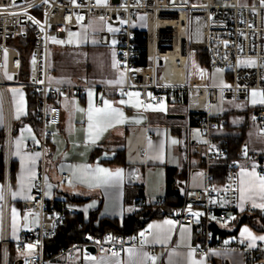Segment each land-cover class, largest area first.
Here are the masks:
<instances>
[{
  "label": "built area",
  "instance_id": "2783aa9c",
  "mask_svg": "<svg viewBox=\"0 0 264 264\" xmlns=\"http://www.w3.org/2000/svg\"><path fill=\"white\" fill-rule=\"evenodd\" d=\"M89 19L104 22L105 28L98 33V42L100 46L115 47L122 83L49 80L50 36L67 39L71 31L86 25ZM33 20L40 23H33ZM22 57H27V78L20 81L17 76L23 67ZM138 57H145L147 62L139 63ZM197 57L207 61L209 67L228 69L230 84L220 88L210 85L209 68L200 65ZM1 67L13 76L14 82L5 80ZM10 87L29 90L39 123L37 145L27 146L29 150L37 148L40 153L36 181L28 197L19 201L20 209L28 212L29 217L37 215L38 223L22 231L17 241H13L9 233L13 135ZM218 89L223 98L233 101L247 99L250 91L264 92L262 0H109L107 3L98 0H15V6L12 0H0V97L4 112L0 264L51 263L54 255L46 250V240L62 223L66 212L73 213L74 209L62 201L47 199L48 140L62 122L61 97L82 96L91 90L98 92V104L107 94H125L131 90L139 93L141 105L179 104L181 96L186 94L183 124L175 127L186 130L188 142L199 155L204 183L199 187L184 188L185 202L199 210L193 207L186 213H174L172 222L174 225L188 223L199 229L200 243L194 253L204 255L205 264H212L209 252L213 249L239 251L245 264H264V241H258L252 247L247 240L211 239V224L223 225L228 220L233 221L236 215L238 160L248 159L259 176H264V104L253 109L263 143L257 149H249L243 141L236 150L238 160L230 159V139L220 133L230 118L224 113L214 115L208 111V104L218 99ZM175 99L178 102L173 103ZM199 112L203 113L199 122L191 125L190 117ZM147 135L150 137L152 133ZM218 164L225 165L224 181L221 185H213L210 167ZM61 178L69 180L71 174L64 172ZM140 187L144 189L143 185ZM146 200L142 190L135 203ZM154 201L159 204L161 198ZM243 209L247 212L258 210L264 216V209L253 207L251 203H246ZM146 234L144 228L135 236L119 235L114 241L106 235L88 234L86 242H76L71 247L79 249L83 256L90 254L88 245L94 246L95 251L113 255L127 246L143 244ZM28 244L35 247L27 251ZM12 246L20 252L15 257L11 256ZM154 253L151 249L150 254Z\"/></svg>",
  "mask_w": 264,
  "mask_h": 264
},
{
  "label": "crops",
  "instance_id": "0c3cea01",
  "mask_svg": "<svg viewBox=\"0 0 264 264\" xmlns=\"http://www.w3.org/2000/svg\"><path fill=\"white\" fill-rule=\"evenodd\" d=\"M122 81L98 84L114 85L121 84ZM130 93L138 92L131 90L122 95L107 94L101 98L99 104L98 92L93 90L83 97H61L62 122L51 137L48 146L46 194L49 201H62L72 207L74 212L82 214L85 219L93 210H96L98 217L120 219L134 211L136 187L141 189L140 185H143L142 190L147 196V201L163 196L166 166L181 169L177 183L182 188L203 185L204 174L200 157L188 142L186 130L175 127L177 124L174 122H182V120L167 117V114L177 113L178 110L161 112L146 108L145 105L137 104L139 96H130ZM9 95L15 126L11 139L12 192L9 233L10 238L17 241L22 231L38 223L37 215L33 214L29 217L28 212L20 209L19 201L28 197L35 184L40 153L37 148L27 149L28 145H37L38 133L32 124L25 120L26 92L21 87H10ZM121 100L125 103L121 104ZM105 101L123 113V122H118L120 117L114 114L110 122H104L105 130L97 135L96 130L93 129L90 135L89 108H103ZM3 126L4 112L0 97V130ZM148 132H151L152 136L149 137ZM228 132L232 130H227L226 133ZM220 133L224 134L221 131ZM245 133L243 127L244 142ZM173 140L177 143L173 144ZM120 145L124 147L125 163L109 162L107 159L114 155L115 149ZM37 153L39 155H36ZM97 167L111 171L122 169L123 178L98 187H90V184L96 183L90 170ZM238 167L239 209H242L246 203L252 205L254 202L264 203L258 187L252 193L241 191L242 187H246L241 184V179L247 180V177L242 176V171L254 170L259 176L257 170L245 158L238 160ZM196 171L202 174L201 184L195 183L193 179ZM64 172L71 174L69 180L61 178ZM0 195H2L1 180ZM90 205L92 206L89 207ZM171 217L164 215L150 219L145 226L147 234L144 243L127 246L116 256L99 251L83 256L79 249L68 247L54 255L50 264H205V256H197L194 253V248L200 243L199 229L184 222L174 225ZM165 221L172 223L166 224ZM230 223L233 224V221L228 220L223 225L227 227ZM1 226L2 199H0V238ZM245 228L256 237L264 236V232H258L249 225L242 224L235 235H229L223 241L247 240L252 244L247 234L242 235ZM258 241L260 240L257 239L255 244ZM129 249L133 251L130 253ZM151 249L155 250L152 255ZM209 258L212 264H245L243 254L235 250L213 249L209 252Z\"/></svg>",
  "mask_w": 264,
  "mask_h": 264
},
{
  "label": "trees",
  "instance_id": "16d2710c",
  "mask_svg": "<svg viewBox=\"0 0 264 264\" xmlns=\"http://www.w3.org/2000/svg\"><path fill=\"white\" fill-rule=\"evenodd\" d=\"M22 42L23 39L20 38ZM23 67L21 72L17 76L18 80L23 81L27 78V57H22ZM197 61L200 65L208 66L207 61H204L202 57H197ZM139 63H146L145 57H138ZM26 92L27 97V115L25 120L32 124L34 129L39 130V123L37 121L36 106L33 95L27 88H23ZM122 95V94H121ZM84 95L80 96L83 97ZM178 102L175 99L173 103ZM185 102L186 94L181 96V102L178 105H182V109L177 113H185ZM176 113V112H175ZM229 117L228 113H224ZM203 113L199 112L192 115L189 119L191 125H196L199 122V118ZM13 123V133H14ZM236 127L241 128L240 131L235 132L234 126L229 122L224 129L232 130V132L224 133L230 139L232 153L230 159L238 160L236 155L237 148L243 143V126L237 125ZM3 139L4 132L3 128L0 130V180H2V162H3ZM51 139V138H50ZM50 139L48 140V146ZM97 152V151H96ZM95 152V153H96ZM48 157V148H47ZM111 163L124 164V147L120 145L115 149L114 155L107 159ZM180 170L174 166L165 167V184L164 194L161 197V202L158 204L154 200H146L144 203L136 204L135 209L132 213L124 215L122 218H110V217H98L96 210L91 211L88 217L85 219L82 214L78 212L67 213L65 218L60 225L55 228L54 234L46 240V250L51 251L53 255L58 254L64 248L71 247L74 243L86 242V236L93 234L96 236H103L114 241L119 235L135 236L142 229L145 228L147 222L155 217H161L164 215H173L174 213H186L189 212L193 205H188L184 199V187L178 185V177L180 176ZM211 182L213 185H221L224 181L225 165L218 164L210 167ZM142 194V189L136 187L135 196ZM56 202V201H54ZM199 210L198 207H194ZM233 224L236 225L234 231H228L222 224H211V239L212 241H223L229 235H235L238 228L242 224L249 225L251 228L258 232H264V216L258 210L253 212H247L243 208L236 210V215L233 219ZM18 254L13 246L11 247V256L15 257Z\"/></svg>",
  "mask_w": 264,
  "mask_h": 264
},
{
  "label": "rangeland",
  "instance_id": "374dc122",
  "mask_svg": "<svg viewBox=\"0 0 264 264\" xmlns=\"http://www.w3.org/2000/svg\"><path fill=\"white\" fill-rule=\"evenodd\" d=\"M99 2L107 3L109 0H98ZM105 28V24L99 19H89L86 25H81L74 31H71L69 38L61 39L55 35L50 36L49 50L47 53L49 80L56 82H84V83H114L122 81L123 76L121 70L116 64L115 47L100 46L98 42V33ZM52 37L57 40H62L64 43L52 42ZM116 65L115 67L113 65ZM1 73L6 81L14 82L13 76L7 74L4 67H1ZM228 69L220 66H212L209 68V83L218 88L230 84L227 76ZM11 76L12 79H8ZM10 89V88H9ZM8 89V90H9ZM218 99L216 102L208 104V111L211 114L228 113L230 123L234 126V131L238 132L241 128L236 127L242 125L245 129V145L249 149H257L263 143V136L258 124L255 121L253 109L261 103H252V91L249 92L248 98L245 100H228L221 96V91L218 89ZM259 93V92H258ZM256 99L259 101L260 97ZM152 105V104H148ZM161 105L163 109L160 110ZM153 109L161 112L171 110H181L182 105L167 104L165 102L159 105H152ZM177 125L182 122H174ZM221 132L226 133V129ZM201 172L196 171L193 179L195 183L201 184ZM228 231H233L236 228L235 224H229L226 227Z\"/></svg>",
  "mask_w": 264,
  "mask_h": 264
},
{
  "label": "snow or ice",
  "instance_id": "6c2138e0",
  "mask_svg": "<svg viewBox=\"0 0 264 264\" xmlns=\"http://www.w3.org/2000/svg\"><path fill=\"white\" fill-rule=\"evenodd\" d=\"M45 2H47V0H45ZM73 2H75V0H73ZM262 4H264V0H262ZM12 5L15 6V0H12ZM26 15V13H25ZM30 20H32V17H28ZM82 19V17H81ZM33 23L39 24V21L33 20ZM109 31H112V29H109ZM72 35V34H70ZM52 42L54 43H64V41L62 40H57L55 37H52ZM113 43H115V41H113ZM227 43V42H225ZM33 63H35V59L33 60ZM249 63H254V61H250ZM114 67L116 66L115 64L113 65ZM5 75H7V73H5ZM7 78L10 80L12 79L11 76H7ZM121 81H117V83H119ZM40 83H43V81H40ZM16 91V90H13ZM89 95H91V93H89ZM130 96H139V93H130ZM251 96L253 97L252 99V103L256 104V103H261L264 104V92H257V91H252ZM259 96L260 99L259 101L256 99V97ZM121 104H124L125 101L121 100L120 101ZM141 101H137V104H141ZM135 106V105H134ZM146 108H152V105H145ZM163 109V106L161 105L160 110ZM118 115L120 117V120L118 122H123V113L120 112L118 109H115L112 107V105L108 102L105 101L104 102V107L103 108H89L88 111V120H89V134H92V130L95 129L97 132V135L99 134V132L105 130L104 128V122H110L111 119L113 118V115ZM110 126V124H109ZM29 131H31L29 129ZM173 144L177 143V141L173 140L172 141ZM245 154H246V149H245ZM36 155H39L38 153ZM92 172V177L94 178V180L96 181L95 184H90V187L93 186H100L101 184H107L110 181H119L123 178V170L122 169H116L115 171H111L109 169L106 168H102V167H97L94 170H90ZM242 176L243 177H247V180L245 179H241V184L242 185H246V187H242L241 191L242 193L244 191H247L249 193H252L256 190V188L258 187L260 192H261V199H264V176H258L255 171L253 170L252 172H245L242 171ZM0 199H2V195H0ZM92 205H90L89 207H91ZM253 207H259L261 209H264V203L261 204H256L255 202L253 203ZM192 215L197 216L200 215L198 213H192ZM166 224H171V221H165ZM150 227H153L150 225ZM247 234L248 238L252 241V244L250 246L254 247L255 246V241L258 239L260 241H264V236H259L256 237L254 236L247 228H245L242 232V235ZM141 236L144 235V233L140 234ZM109 239H112L111 237H109ZM26 247L31 250L35 247V245L33 244H28L26 245ZM133 250L129 249V252L131 253ZM118 255V253H113V256Z\"/></svg>",
  "mask_w": 264,
  "mask_h": 264
},
{
  "label": "water",
  "instance_id": "95a60500",
  "mask_svg": "<svg viewBox=\"0 0 264 264\" xmlns=\"http://www.w3.org/2000/svg\"><path fill=\"white\" fill-rule=\"evenodd\" d=\"M115 1H117V0H115ZM159 63H161V60H159ZM183 116H184V114H182V113H169V114H167V117H168V118H177V119H181V118H183ZM87 249H88V251H89L90 253H94V252H95V247L92 246V245H88V246H87Z\"/></svg>",
  "mask_w": 264,
  "mask_h": 264
}]
</instances>
